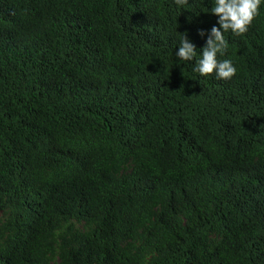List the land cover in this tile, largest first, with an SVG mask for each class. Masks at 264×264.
I'll use <instances>...</instances> for the list:
<instances>
[{
  "label": "trees",
  "instance_id": "obj_1",
  "mask_svg": "<svg viewBox=\"0 0 264 264\" xmlns=\"http://www.w3.org/2000/svg\"><path fill=\"white\" fill-rule=\"evenodd\" d=\"M213 4L0 0V264H264V4L230 80Z\"/></svg>",
  "mask_w": 264,
  "mask_h": 264
},
{
  "label": "clouds",
  "instance_id": "obj_2",
  "mask_svg": "<svg viewBox=\"0 0 264 264\" xmlns=\"http://www.w3.org/2000/svg\"><path fill=\"white\" fill-rule=\"evenodd\" d=\"M188 2L189 0H173L177 8L185 7ZM262 4L264 0H214L210 12L216 17V23L207 32L203 29L199 31L198 34L205 41L199 48V53L187 34L180 33L174 52L177 66L195 61L192 71L200 77L214 74L218 80H230L237 68L232 59L219 58L225 57L229 48L225 33L231 32L234 36L245 34Z\"/></svg>",
  "mask_w": 264,
  "mask_h": 264
}]
</instances>
